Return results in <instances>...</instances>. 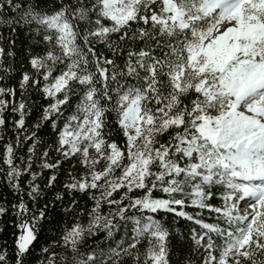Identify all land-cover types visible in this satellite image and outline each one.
I'll return each instance as SVG.
<instances>
[{
    "label": "snow or ice",
    "instance_id": "1",
    "mask_svg": "<svg viewBox=\"0 0 264 264\" xmlns=\"http://www.w3.org/2000/svg\"><path fill=\"white\" fill-rule=\"evenodd\" d=\"M0 23L10 33L24 25L40 36L43 54L31 56L32 72L23 73L19 88L21 96L34 89L48 101L29 135V105L6 99L16 89L0 85V130L7 110L19 117L15 143L0 146V179L18 197L10 206L13 255L0 246V264H26L47 218V204L30 207L22 194L28 174L27 197L40 196L32 160L45 122L56 139L40 167L59 170L75 159L81 168L69 172L56 199L78 192L94 203L87 226L77 219L60 241L41 248V264H117L113 257L121 254L135 264H171L161 212L204 230L191 232L197 245L207 237L203 264H264V0H0ZM137 41L143 46L133 48ZM13 55L0 44V71H11L2 58ZM120 55L122 64L114 58ZM26 141L25 162L17 149ZM56 180L53 174L46 186ZM134 191L140 195H129ZM217 197L219 206L212 203ZM186 206L207 209L214 222ZM8 211L0 205V216ZM119 230L125 238L117 247L81 251L85 234L111 238Z\"/></svg>",
    "mask_w": 264,
    "mask_h": 264
},
{
    "label": "trees",
    "instance_id": "2",
    "mask_svg": "<svg viewBox=\"0 0 264 264\" xmlns=\"http://www.w3.org/2000/svg\"><path fill=\"white\" fill-rule=\"evenodd\" d=\"M15 15V14H13ZM8 18L7 12L5 13V17ZM17 30L15 33H10L8 30V26L0 23V37L4 39L0 41V44L4 46L7 50L12 51L14 53L13 56L3 57V67L10 68L11 71L5 73L0 71V76L3 77L0 80V85L7 86L16 89V96L6 97V99H14L19 101L23 98L30 107V111L28 116L26 117V127L27 134H31V132L36 131L33 127L40 118L42 113L43 106L48 103L45 100L40 92L34 89H29L27 92L23 93L21 96V90L19 88V82L24 72H32L31 65L29 64V59L33 55L43 54L45 49V45L39 43L40 36H38L35 32L30 31L28 26L17 25ZM113 39H117V37L113 36ZM15 41L14 44L9 46L10 41ZM143 45L141 42L137 41L133 48H139ZM98 50L102 51L105 55L113 56L112 52L104 45H97ZM126 55V53H125ZM125 55H120L114 57L117 60L118 64H122ZM78 96L73 97V105L77 102ZM71 110L66 113V115L70 114ZM5 117L7 120L6 126L4 129L0 130V135H3V141H0V146H2L6 142L15 143L17 137V130L13 125V121L18 119V115L11 112V110H7L5 112ZM110 118L114 119V114H110ZM58 123L63 124L62 121H58ZM37 136L39 137L40 143L37 145L36 152L33 155L32 160V171L39 173L38 178L35 183L40 186V196L36 200H30L27 197L28 189V181L31 179V176L26 174L22 177V184L24 187V195L25 201L29 204L30 207L43 208L45 204L48 205L47 210V218L41 222V229L38 234V240L34 244L33 250L25 257L26 264H41V261L44 259V254L41 253L42 247H47L51 245L54 241H60V238L67 227H70L73 223L79 219L81 223L87 226L89 217L87 212L90 211L93 201L88 199L86 194L82 193H74L67 194L65 193L62 200H57V193H63L64 184L69 179V172L80 171L81 168L77 164L75 159L71 161H64L62 167L59 170L52 169H42L40 167L41 164V156L45 148L48 144H51L56 139V133L53 130L50 123L45 122V124L41 127V129L37 132ZM113 137L121 140L122 137L117 136V133L113 132ZM162 140L167 139V135L161 138ZM32 143V141H26L23 143V146L17 149V156L20 157L23 161H27L28 156L30 155L27 151L28 146ZM57 154L55 152H51V157H56ZM17 163H20V160H17ZM6 167V166H5ZM55 174L57 176V180L55 181L52 187H47V183L49 178ZM217 191H223L221 186H215ZM125 191L124 189L121 192ZM121 192L114 193V197L119 199ZM129 195L138 196L140 195L139 191H134ZM156 195H163L162 193H156ZM75 198L77 200V204L75 206L72 205V200ZM17 195L13 193L12 189L0 179V205L9 209V211L0 216V246H6L9 257L13 255L12 249L14 247L13 240L14 237L12 233L15 231L13 226V221L15 219L13 215V211L11 209V205L17 202ZM128 201H125L127 203ZM214 205L219 206L222 201L219 197L214 198L212 200ZM71 207V211H66ZM81 210H84V214L81 215ZM111 209L108 205L103 206V213L107 214ZM185 211H187L190 215L197 216V218H201L204 222L212 223L215 220V214L211 213L207 209H199L191 206H186ZM158 218L161 220L162 224L165 228H167L171 234L170 240V260L171 264H203L204 257L206 256L205 249L203 247V241L201 244L197 245L196 242L192 239V229H196L200 235H203L204 230H201L199 225L194 224L192 221H188L186 219L176 217L174 214H169L165 212H161L158 214ZM125 235L124 230H119L114 233V236L111 238L106 237V233L97 232L96 235L90 236L85 234L84 242L81 245V251L88 253L95 250L99 252L101 249L108 250L109 246L117 247L122 244L124 241ZM199 239V236L197 237ZM207 240V237L204 238ZM217 245L220 244V241L217 240ZM144 245L140 246V251L143 252ZM59 253H63L65 250L63 248L57 247L55 249ZM216 255H219V247L216 250ZM116 260L117 264H135L132 257L121 254L119 258L113 257ZM10 264L13 262L10 260Z\"/></svg>",
    "mask_w": 264,
    "mask_h": 264
},
{
    "label": "rangeland",
    "instance_id": "3",
    "mask_svg": "<svg viewBox=\"0 0 264 264\" xmlns=\"http://www.w3.org/2000/svg\"><path fill=\"white\" fill-rule=\"evenodd\" d=\"M245 207H246V202H241V211H243Z\"/></svg>",
    "mask_w": 264,
    "mask_h": 264
},
{
    "label": "water",
    "instance_id": "4",
    "mask_svg": "<svg viewBox=\"0 0 264 264\" xmlns=\"http://www.w3.org/2000/svg\"><path fill=\"white\" fill-rule=\"evenodd\" d=\"M204 243H207V240L204 239V240H203V244H204Z\"/></svg>",
    "mask_w": 264,
    "mask_h": 264
}]
</instances>
